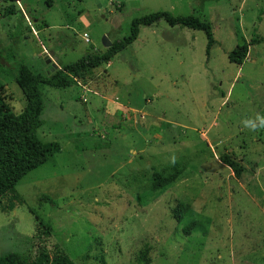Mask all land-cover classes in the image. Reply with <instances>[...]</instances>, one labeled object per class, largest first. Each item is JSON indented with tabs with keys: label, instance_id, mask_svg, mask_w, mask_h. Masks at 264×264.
Masks as SVG:
<instances>
[{
	"label": "rangeland",
	"instance_id": "374dc122",
	"mask_svg": "<svg viewBox=\"0 0 264 264\" xmlns=\"http://www.w3.org/2000/svg\"><path fill=\"white\" fill-rule=\"evenodd\" d=\"M10 5L0 3V97L14 114L25 105L19 62L50 76L148 14L196 17L215 44L207 56L202 31L159 19L73 86H40L36 135L60 151L0 203V256L44 247L75 264H264V40L241 65L228 61L264 38V0H22L8 16ZM222 155L243 166L240 178ZM173 163L184 172L152 191V169Z\"/></svg>",
	"mask_w": 264,
	"mask_h": 264
},
{
	"label": "trees",
	"instance_id": "16d2710c",
	"mask_svg": "<svg viewBox=\"0 0 264 264\" xmlns=\"http://www.w3.org/2000/svg\"><path fill=\"white\" fill-rule=\"evenodd\" d=\"M21 1L0 0V3L10 2L12 4L5 11L6 15L12 16L16 12V4ZM159 19H164L171 27L179 25L191 30L202 31L206 36V55L209 56L210 50L215 44L209 23L196 17H174L167 12H156L134 19L131 22L129 35L113 41L111 47L104 52L86 54L78 61L56 69L50 76L33 74L26 65L19 62L15 68V83L24 97L23 109L19 114L12 113L0 97V203L4 198L16 196L15 187L17 183L30 171L45 164L50 156L60 151L57 142H42L36 135L37 130L44 124L41 118L43 98L40 86L54 89H65L73 86L86 72L101 64H107L116 54L130 46L138 38L141 26H151ZM262 40L264 38L253 39L250 43L243 40L241 45H238L228 54V61L232 64L241 65L247 58L249 46ZM220 161L233 172L236 178H240L243 166L239 162L228 155H222ZM184 169L185 166L180 163H173L170 168L165 170L153 168L149 188L152 191H157L171 185L184 172ZM13 207L14 205L10 201L7 208L12 210ZM183 209L182 205L178 204L173 210V218L178 223L183 218ZM31 213L35 216L38 232L45 237H50L52 233L50 225L36 216L33 210ZM194 226V223L187 225L183 229L184 233L189 234ZM0 264L75 263L63 250L56 248L51 254L42 247L33 256L20 253H8L0 256Z\"/></svg>",
	"mask_w": 264,
	"mask_h": 264
},
{
	"label": "water",
	"instance_id": "95a60500",
	"mask_svg": "<svg viewBox=\"0 0 264 264\" xmlns=\"http://www.w3.org/2000/svg\"><path fill=\"white\" fill-rule=\"evenodd\" d=\"M103 45H104V47H106V48H110L112 44H111V42H110L107 38H104ZM52 55H53V53H51L50 56H47V57H46V60H47V63H48V64L51 63V59H50V57H52ZM53 68H54L55 70L58 69L57 65H54Z\"/></svg>",
	"mask_w": 264,
	"mask_h": 264
},
{
	"label": "crops",
	"instance_id": "0c3cea01",
	"mask_svg": "<svg viewBox=\"0 0 264 264\" xmlns=\"http://www.w3.org/2000/svg\"><path fill=\"white\" fill-rule=\"evenodd\" d=\"M110 64V63H109ZM58 67V69L60 68L59 66H57Z\"/></svg>",
	"mask_w": 264,
	"mask_h": 264
},
{
	"label": "built area",
	"instance_id": "2783aa9c",
	"mask_svg": "<svg viewBox=\"0 0 264 264\" xmlns=\"http://www.w3.org/2000/svg\"><path fill=\"white\" fill-rule=\"evenodd\" d=\"M84 101H86V99H84Z\"/></svg>",
	"mask_w": 264,
	"mask_h": 264
}]
</instances>
